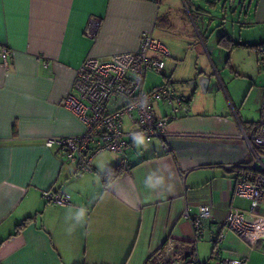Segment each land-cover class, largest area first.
I'll use <instances>...</instances> for the list:
<instances>
[{
	"label": "crops",
	"instance_id": "obj_1",
	"mask_svg": "<svg viewBox=\"0 0 264 264\" xmlns=\"http://www.w3.org/2000/svg\"><path fill=\"white\" fill-rule=\"evenodd\" d=\"M211 8L218 13L226 7ZM187 9L189 16L184 14L179 23L185 28L193 24L205 46L204 33L217 17L199 4ZM239 20L253 31L251 40L222 36L255 53L258 74L256 80L248 76L251 86L244 98L255 86L252 80L258 82L260 110L262 49L249 46H264V0H255L254 7L243 5ZM157 29L174 31L170 13L159 15L158 0H0V48L11 53L6 65L0 60V264H145L168 238L195 247L201 260L207 238L209 256L216 253L213 260L245 258L247 264H264V242L250 246L222 226L230 205L242 211L254 205L264 222V201L233 195L235 169L252 160L241 135L249 134L258 119L243 112L244 100L239 103L220 72L194 68L182 73L184 57L176 48L165 60L161 83L172 86L188 111L174 113L155 102L156 115L170 117L166 148L139 138L124 152L111 154L116 158L96 155L91 170L80 172L57 146H45L48 138L84 132L62 104L82 60L136 51L142 33L160 40L154 36ZM232 70L233 75H223L225 80L247 77ZM138 140L145 143L139 146ZM116 165L121 175L104 184L103 174ZM58 190L69 194L71 205L42 197ZM200 204L211 205L212 219L202 221V233L195 237L191 219ZM219 232L223 238L216 242Z\"/></svg>",
	"mask_w": 264,
	"mask_h": 264
},
{
	"label": "built area",
	"instance_id": "obj_2",
	"mask_svg": "<svg viewBox=\"0 0 264 264\" xmlns=\"http://www.w3.org/2000/svg\"><path fill=\"white\" fill-rule=\"evenodd\" d=\"M85 35L94 40L90 32L86 31ZM10 54L8 48H0V60L4 65ZM170 57L168 47L149 33L141 34L136 51L118 52L106 59L86 56L75 68L70 90L62 101L63 106L81 122L84 132L73 137L48 138L45 146H57L64 153L65 161L76 164L80 172L91 170L96 155L122 153L139 138L146 142L157 140L166 148L164 138L170 117H158L154 104L162 102L174 113H186V102L167 83L150 89H145V83L148 74L163 75L165 60ZM260 61L264 63V51ZM126 127H129L127 132ZM126 136L129 140L124 139ZM241 137L252 160L234 168L233 195L251 202L264 201V96L258 121L249 134L242 132ZM42 197L58 206L71 205L70 196L64 190L46 191ZM211 209L210 204L197 206V213L191 219L195 237L202 233V221L212 219ZM222 226L250 246L258 241L264 242V222L254 205L247 211L230 205ZM222 238L219 232L214 240L219 242ZM214 256L216 253L203 262L195 247L168 238L150 254L145 264H247L245 258L213 260Z\"/></svg>",
	"mask_w": 264,
	"mask_h": 264
},
{
	"label": "rangeland",
	"instance_id": "obj_3",
	"mask_svg": "<svg viewBox=\"0 0 264 264\" xmlns=\"http://www.w3.org/2000/svg\"><path fill=\"white\" fill-rule=\"evenodd\" d=\"M193 3L199 4L207 12L211 11L210 14L212 16L217 17L211 21V26L208 28V32L207 30L203 31V33L207 32V34L204 33L205 46L199 40L193 24H191L188 28H185L179 23L180 18L184 14L189 16L187 6H190ZM212 4H219L221 7L225 6L226 8H224L223 12L219 11L217 13L213 8H211ZM243 5H246L247 7L252 5V7H254L255 0H158L159 15L161 16L167 11L170 13L174 31L170 32L157 29L154 36L159 38L169 50L171 47H174L182 54L184 57L182 66L186 68V70L182 71V73L187 75L188 72L194 68L208 74H212L213 71L220 72L221 78L225 82L224 85H226L227 88L233 89L237 100L240 99L238 100L239 103L244 100L242 104L243 112L246 113V115L248 114L249 117L258 119L260 104L257 102L258 98L256 96V86L258 85V82H255L257 78L256 75L258 74L256 55L251 49L244 48L243 46L230 49V42L226 39V37H221L226 34L228 37L233 36L238 39V36L240 35L243 38L247 37L246 39L251 40V34L253 31L242 27L241 24H239V17L243 9ZM218 40L219 43H217ZM197 51L199 52L197 53ZM167 65H171L170 69L173 67V64L171 63H168ZM232 69H236L239 72L246 74L247 77L237 79L231 78L230 82L225 80L223 75L229 73L233 75L234 72ZM248 76H251L252 79L255 78V80H252V82L255 83V86L253 85L251 87V90L247 94L246 98H244L247 89L251 86V81L248 79ZM212 77L214 79L213 82L215 83V87L217 89L220 88V84L216 81L215 76L212 75ZM161 82L162 76L148 74L145 89H148L152 83L159 84ZM239 103L238 105H240ZM156 142V140H152L148 144H155ZM143 143L145 142L142 140H138L137 142L139 146ZM100 154L97 155L98 158H105L107 160L116 158V156L111 155L113 153L110 152H103ZM258 202L262 204V201H256L257 204ZM261 212H264V207H261ZM224 231L227 232L228 229L224 228ZM207 241V238L202 240L204 252H206L205 256H202L203 261L209 258V252L211 250V244Z\"/></svg>",
	"mask_w": 264,
	"mask_h": 264
},
{
	"label": "trees",
	"instance_id": "obj_4",
	"mask_svg": "<svg viewBox=\"0 0 264 264\" xmlns=\"http://www.w3.org/2000/svg\"><path fill=\"white\" fill-rule=\"evenodd\" d=\"M189 8V6H187ZM163 19V18H162ZM225 36H222V38H224ZM221 38V39H222ZM220 39V41H221ZM231 47L230 49L234 48V47H237V46H246V45H241V44H237V43H230ZM249 47H256V49H262V51H264V46H249ZM121 175V168L119 165H116L112 168H110L108 171H106L104 174H103V181H104V184H108L110 181L116 179L117 177H119ZM212 254V253H211ZM210 258V256H209ZM203 262H206V261H203Z\"/></svg>",
	"mask_w": 264,
	"mask_h": 264
},
{
	"label": "clouds",
	"instance_id": "obj_5",
	"mask_svg": "<svg viewBox=\"0 0 264 264\" xmlns=\"http://www.w3.org/2000/svg\"><path fill=\"white\" fill-rule=\"evenodd\" d=\"M83 216H84V210L82 209V210L77 214L76 219L79 221V220H81V219L83 218Z\"/></svg>",
	"mask_w": 264,
	"mask_h": 264
}]
</instances>
